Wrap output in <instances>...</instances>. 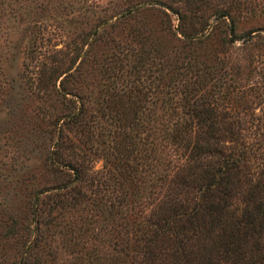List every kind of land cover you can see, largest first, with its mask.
<instances>
[{"label": "rangeland", "instance_id": "1", "mask_svg": "<svg viewBox=\"0 0 264 264\" xmlns=\"http://www.w3.org/2000/svg\"><path fill=\"white\" fill-rule=\"evenodd\" d=\"M182 5V0H0V264H117L113 249L102 251L103 258L84 250H91L95 236L99 246L116 240L120 227L110 220L69 224L82 204L60 205L69 171L51 162L61 150L48 120L64 107L28 84L39 60L91 69L77 91L92 111L118 85L134 83L142 96L140 121L153 128L171 125L175 114L191 107L186 88L196 63L206 71L201 84L215 112H239L251 128L262 125L264 0H193L191 11ZM72 77L67 86H75ZM234 85L244 89L243 96H236ZM65 98L74 108L71 94ZM102 165L98 154L88 164L92 171ZM141 192L128 196L138 217L151 205Z\"/></svg>", "mask_w": 264, "mask_h": 264}, {"label": "trees", "instance_id": "2", "mask_svg": "<svg viewBox=\"0 0 264 264\" xmlns=\"http://www.w3.org/2000/svg\"><path fill=\"white\" fill-rule=\"evenodd\" d=\"M182 3L193 9V0ZM58 65L39 60L27 81L64 107L48 120L61 150L51 162L69 171L60 205L82 204L69 224L110 220L121 232L104 246L92 237L87 255L103 258L102 251L113 249L117 264H264V117L251 128L239 112H215L201 84L206 71L195 63L188 111L175 114L171 125L145 126L134 83H121L92 111L77 91L91 69L73 67V61ZM69 75L75 86H67ZM233 90L243 96L241 86ZM66 94L77 101L74 108L65 105ZM96 154L103 165L92 171L88 164ZM141 191L151 205L138 217L128 196ZM68 253L74 257L77 250Z\"/></svg>", "mask_w": 264, "mask_h": 264}]
</instances>
